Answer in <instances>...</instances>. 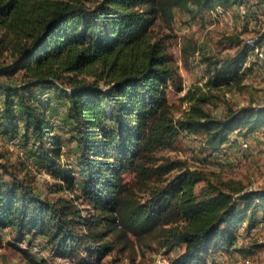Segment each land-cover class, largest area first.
Listing matches in <instances>:
<instances>
[{
	"label": "trees",
	"instance_id": "trees-1",
	"mask_svg": "<svg viewBox=\"0 0 264 264\" xmlns=\"http://www.w3.org/2000/svg\"><path fill=\"white\" fill-rule=\"evenodd\" d=\"M236 6L264 12V0H0V56L10 57L0 66V134L31 142L36 166L56 179L54 196H44L0 159V236L31 248L39 239L76 264H99L115 248L109 236L129 242V234L142 240L158 230L167 252L176 251L171 264L243 253L240 231L264 216V188L214 182L161 153L182 132L215 152L264 129V107L218 117L205 108L213 90L241 82L249 51L190 88L189 109L176 118L168 88L182 90L181 78L164 38L152 34L160 18L172 23L176 8L196 17ZM53 101L66 108L68 141L55 131ZM68 143L75 165L63 161Z\"/></svg>",
	"mask_w": 264,
	"mask_h": 264
},
{
	"label": "rangeland",
	"instance_id": "rangeland-1",
	"mask_svg": "<svg viewBox=\"0 0 264 264\" xmlns=\"http://www.w3.org/2000/svg\"><path fill=\"white\" fill-rule=\"evenodd\" d=\"M254 11V8L248 9L247 6H236L228 10L218 8L201 12L193 17L176 8L170 25L160 18L153 26L152 34L164 38L181 78L182 90H177L173 85L168 88V99L173 105L176 118L189 109L190 104L184 98L190 88L204 87L211 69L216 70L222 62L242 56L246 50L249 52L246 61L242 63L241 82L229 88L213 90L215 97L211 98L205 108L218 117L226 115L229 109L264 107V12ZM262 38V45L257 44ZM9 61L7 52L0 56V66ZM2 79L9 81L8 77ZM52 94L54 91H51ZM58 102L50 104L56 109L52 121L55 131L68 141L70 134L65 131L68 126L64 125L62 119L66 108L60 107ZM20 131L23 133V129ZM244 139L248 140V148L240 145ZM31 145V142H24L18 135L10 140L0 134V159L13 164L18 174L27 177L38 192L53 197L49 187L56 179L45 169L36 166L29 152ZM71 150V144L68 143L64 148L63 161L75 165V155ZM161 155L186 162L190 169L202 171L214 182H240L249 190L264 188V129L255 131L247 138L239 136L237 141L225 144L215 152L205 146L202 136L182 132L177 145ZM125 178L130 183L135 179L133 174H127ZM204 186L205 182H202L198 189ZM78 204L82 208L86 207L81 200H78ZM89 212L85 208L84 214L88 216L91 214ZM261 221L255 228L248 229L245 224L241 229L239 246L244 248L243 253L239 252L236 257L225 253L215 264H264V216ZM163 238L160 230L142 240L129 234V242L109 236L105 242H115V248L99 264H158L157 261L162 257L171 264L176 251L167 252V248L162 246ZM35 248H31L26 241L15 240L13 235L0 236V264H76L51 255L39 239L35 242Z\"/></svg>",
	"mask_w": 264,
	"mask_h": 264
},
{
	"label": "built area",
	"instance_id": "built-area-1",
	"mask_svg": "<svg viewBox=\"0 0 264 264\" xmlns=\"http://www.w3.org/2000/svg\"><path fill=\"white\" fill-rule=\"evenodd\" d=\"M240 145L243 147V148H248L249 147V144H248V140L244 139L240 142ZM16 148L18 149L19 148V145L18 143L16 144ZM22 154V152H21ZM240 242V241H239ZM35 250H37V248H35ZM158 264H170V262L166 259V258H160L159 261H157Z\"/></svg>",
	"mask_w": 264,
	"mask_h": 264
},
{
	"label": "crops",
	"instance_id": "crops-1",
	"mask_svg": "<svg viewBox=\"0 0 264 264\" xmlns=\"http://www.w3.org/2000/svg\"><path fill=\"white\" fill-rule=\"evenodd\" d=\"M252 133H254V132H252ZM252 133H251V134H252ZM251 134H250V135H251ZM233 136L235 137L236 135L233 134ZM226 144H230V143H226ZM224 145H225V144H224ZM259 221L262 222L261 219H260ZM260 222H259V225L261 224ZM239 240H240V238H239ZM238 253H239V252H234V253H230L229 255H231L232 257H236ZM221 255H225V253L218 254L217 257H216V262L218 261L219 258H222Z\"/></svg>",
	"mask_w": 264,
	"mask_h": 264
}]
</instances>
